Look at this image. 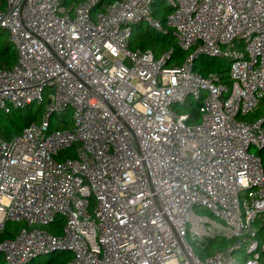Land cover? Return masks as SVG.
<instances>
[{
	"label": "built area",
	"instance_id": "built-area-1",
	"mask_svg": "<svg viewBox=\"0 0 264 264\" xmlns=\"http://www.w3.org/2000/svg\"><path fill=\"white\" fill-rule=\"evenodd\" d=\"M66 1L0 0L16 51L0 68V110L41 106L36 121L0 137V230L63 218L60 233L21 228L1 239L4 263L69 250L65 264H260L264 115H238L264 100V0H164L165 26L155 0ZM140 21L193 50L165 66L167 54L130 49ZM200 54L230 59V87L194 70ZM189 98L196 122L175 110ZM68 110L65 126H52ZM187 236L203 249L231 241L201 258Z\"/></svg>",
	"mask_w": 264,
	"mask_h": 264
},
{
	"label": "trees",
	"instance_id": "trees-1",
	"mask_svg": "<svg viewBox=\"0 0 264 264\" xmlns=\"http://www.w3.org/2000/svg\"><path fill=\"white\" fill-rule=\"evenodd\" d=\"M67 3V1H66ZM153 11V10H152ZM168 8L165 9L167 14ZM143 21L134 23L131 25L130 35L128 38V47L130 49H149L154 57H159L163 54H167L165 66H172L179 64L185 57L184 51L176 45V38L171 28H164L162 31L153 30L149 28H143L141 23ZM16 61V51L11 45L8 34L5 29L0 30V68H9ZM230 60L226 58L214 57L210 60H204L202 64H193L194 70L207 74L210 71L222 73L229 68ZM187 99L183 104L179 106V111L187 112L189 114L188 122H196L199 119L198 106L199 101ZM190 101V102H189ZM260 103L264 104V100H260ZM258 107V106H257ZM21 109H24L21 111ZM257 109V108H256ZM41 106L36 110L33 109L32 104L23 108H12L10 111L5 112L0 110V137L3 139H9L13 135L19 133L24 126L32 121H36L39 117ZM62 114L56 115L58 121L57 127L65 126V119ZM51 116L52 117L54 116ZM62 115V118L59 116ZM62 123V124H61ZM264 127V121L262 123ZM73 146L71 148L63 149L60 155H71L73 152ZM261 158L262 166L264 170V147L257 151ZM63 224L62 216H57L53 222L49 224V231L53 233H60L61 226ZM15 232L8 229V223L4 224L0 230V240L13 236ZM255 239L257 240V249L259 253L260 264H264V223L259 224ZM231 240L224 237H215L208 241L205 249L209 252L212 248L223 247L230 243ZM244 257L248 256L245 249L243 250ZM41 257H35L25 264H65L71 258V252L69 250L53 251L49 256L43 260ZM0 264H5L2 256L0 255Z\"/></svg>",
	"mask_w": 264,
	"mask_h": 264
},
{
	"label": "rangeland",
	"instance_id": "rangeland-1",
	"mask_svg": "<svg viewBox=\"0 0 264 264\" xmlns=\"http://www.w3.org/2000/svg\"><path fill=\"white\" fill-rule=\"evenodd\" d=\"M67 1H71V0H67ZM167 2L164 1V0H155V2L152 4V16L155 17V18H158L161 20V22L163 23V25L165 26L166 22H165V16H166V13H165V9L167 8ZM141 26L145 29V28H149V29H153L154 28L152 26L149 25V23H147V21H143L141 23ZM1 30V29H0ZM156 30V29H155ZM193 46H191L190 48H188L187 50H183L184 51V54L186 55L188 52H191L193 50ZM237 48V51H238V54H243L244 53V50H243V47H236ZM217 58H226L228 60H230L229 58L227 57H219V56H215ZM214 57H210L208 55H202L200 54L196 59H195V64H202L204 62V60H210ZM222 75V80L223 82L228 86L230 87V84H231V78L229 76V73H228V70L227 71H224L221 73ZM49 92L50 93H53L54 92V87H50L49 88ZM227 93V92H226ZM225 93V94H226ZM191 101V99H190ZM189 101V102H190ZM259 104V102H258ZM256 106V108L246 114H243V115H238V118L239 119H243L247 122H254L257 120V118L261 117L264 115V104L260 103V105ZM33 106V109L36 110L39 105L37 104V102H34L32 104ZM175 110H179V107L178 105L175 106ZM24 109H21V111H23ZM56 115H54L51 119V123H52V126H57V123L58 121L56 120ZM71 116H72V113H71V110H68L66 112L65 115H63L65 121H68L71 119ZM60 118H62V115L59 116ZM194 210L196 212H199V213H207L208 210L206 208H204L203 206H200V205H195L194 206ZM8 223V229L10 231H13V232H17L19 231L21 228H31V227H41V228H45L47 231H49V224L48 225H40V224H37V223H32V224H28L26 221L24 220H8L6 221V224ZM51 232V231H49ZM187 240H188V243L191 245L193 251L195 254L199 255L201 258H203L204 256H206L207 254L213 252V250L215 248H212L211 251H207L206 249H203L200 245L197 244V240L195 238H192L191 236H187ZM50 254V253H49ZM49 254H46V255H41L40 259L43 260L45 258H47L49 256ZM234 257L236 259L239 260V262H241V259L239 257V255L237 254H234Z\"/></svg>",
	"mask_w": 264,
	"mask_h": 264
}]
</instances>
